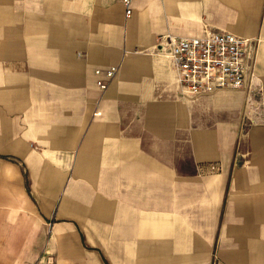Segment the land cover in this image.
Wrapping results in <instances>:
<instances>
[{
    "label": "crops",
    "instance_id": "crops-1",
    "mask_svg": "<svg viewBox=\"0 0 264 264\" xmlns=\"http://www.w3.org/2000/svg\"><path fill=\"white\" fill-rule=\"evenodd\" d=\"M133 7L0 0V262L264 264V0ZM204 28L257 39L254 95L180 90L157 38Z\"/></svg>",
    "mask_w": 264,
    "mask_h": 264
},
{
    "label": "built area",
    "instance_id": "built-area-1",
    "mask_svg": "<svg viewBox=\"0 0 264 264\" xmlns=\"http://www.w3.org/2000/svg\"><path fill=\"white\" fill-rule=\"evenodd\" d=\"M135 1L122 0L126 17L132 14ZM157 45L172 59L177 72L176 80L180 90L186 94H203L218 88L244 86L250 95L257 92V88L251 86L257 47L255 38L224 29L204 28L197 35L160 34ZM115 70V65L103 71L96 68L95 73L103 75L96 80L98 86L105 88ZM252 101L257 102L256 99H249L247 104L255 105Z\"/></svg>",
    "mask_w": 264,
    "mask_h": 264
},
{
    "label": "rangeland",
    "instance_id": "rangeland-1",
    "mask_svg": "<svg viewBox=\"0 0 264 264\" xmlns=\"http://www.w3.org/2000/svg\"><path fill=\"white\" fill-rule=\"evenodd\" d=\"M53 213H54V212H53ZM54 214H55V213H54ZM54 214H53V215H54ZM51 218H54V216H51ZM51 223H52V220H50V221H49V226H50V227H51ZM43 251H46V250H45V248H44V250H43ZM46 252H47V251H46ZM0 264H3V263H2V262H0Z\"/></svg>",
    "mask_w": 264,
    "mask_h": 264
}]
</instances>
